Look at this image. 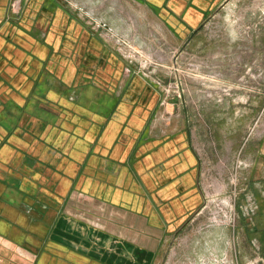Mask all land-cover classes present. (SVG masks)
I'll return each mask as SVG.
<instances>
[{"label":"crops","instance_id":"0c3cea01","mask_svg":"<svg viewBox=\"0 0 264 264\" xmlns=\"http://www.w3.org/2000/svg\"><path fill=\"white\" fill-rule=\"evenodd\" d=\"M13 1L0 0V264H129L130 231L156 241L158 264L203 201L190 135L163 128V93L116 46L110 21L69 0H22L19 13ZM131 1L182 35L225 0ZM98 209L111 245L58 237L81 226L70 211ZM253 227L264 256V221Z\"/></svg>","mask_w":264,"mask_h":264},{"label":"rangeland","instance_id":"374dc122","mask_svg":"<svg viewBox=\"0 0 264 264\" xmlns=\"http://www.w3.org/2000/svg\"><path fill=\"white\" fill-rule=\"evenodd\" d=\"M69 1L97 24H113L105 27L116 46L163 93V128H184L198 158L202 205L176 240L162 243L158 264H264L263 234L253 231L255 220L264 221V0H225L196 32L182 35L131 0ZM98 211H70L81 226L72 233L66 224L58 237L104 249L115 227L99 221ZM134 238L130 231L121 244L129 264H156V241Z\"/></svg>","mask_w":264,"mask_h":264},{"label":"built area","instance_id":"2783aa9c","mask_svg":"<svg viewBox=\"0 0 264 264\" xmlns=\"http://www.w3.org/2000/svg\"><path fill=\"white\" fill-rule=\"evenodd\" d=\"M22 8V0H14L12 3V10L14 13H19ZM258 260H254L253 264H256Z\"/></svg>","mask_w":264,"mask_h":264},{"label":"bare ground","instance_id":"6f19581e","mask_svg":"<svg viewBox=\"0 0 264 264\" xmlns=\"http://www.w3.org/2000/svg\"><path fill=\"white\" fill-rule=\"evenodd\" d=\"M117 5V4H116Z\"/></svg>","mask_w":264,"mask_h":264}]
</instances>
